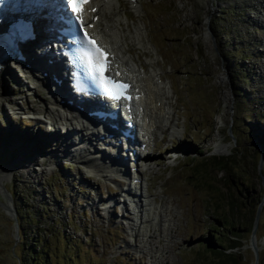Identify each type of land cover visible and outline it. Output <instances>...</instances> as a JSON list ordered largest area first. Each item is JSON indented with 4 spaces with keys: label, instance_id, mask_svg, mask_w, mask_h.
Wrapping results in <instances>:
<instances>
[{
    "label": "rangeland",
    "instance_id": "374dc122",
    "mask_svg": "<svg viewBox=\"0 0 264 264\" xmlns=\"http://www.w3.org/2000/svg\"><path fill=\"white\" fill-rule=\"evenodd\" d=\"M138 2L139 12L128 0L121 3L122 18L128 16L122 22L126 50L174 90L168 105L176 128L160 142L153 129L152 145L157 146L149 165L138 161L143 187L149 188V196L140 199L151 207L146 204L137 213L139 200L121 191L133 175L130 158L123 159L126 174L112 180L90 172L75 151L61 156L55 141L40 140L45 134L40 122L22 116L43 104L16 78L9 80L12 92L1 100L0 169L19 156L43 164L32 171L14 170L5 194L16 216L18 209L37 219L27 232L32 239L39 232L53 264H210L203 244L218 248L217 243L228 245L233 238L220 228L227 206L223 199L228 198L238 208L234 219L241 243L226 251L234 252L239 264H253L249 227L259 202L264 209V0ZM139 27L143 47L128 33ZM218 147L228 150L221 154ZM214 155L224 157L227 168L211 166L210 176L197 178L196 171L205 169L199 163ZM131 186L136 189L134 181ZM0 203L9 208L3 193ZM141 215L145 222L136 233L132 227ZM18 231L0 205V264H20L15 257L22 252Z\"/></svg>",
    "mask_w": 264,
    "mask_h": 264
},
{
    "label": "bare ground",
    "instance_id": "6f19581e",
    "mask_svg": "<svg viewBox=\"0 0 264 264\" xmlns=\"http://www.w3.org/2000/svg\"><path fill=\"white\" fill-rule=\"evenodd\" d=\"M128 1L131 3L130 5L135 12H139V9L142 8V3H139L138 0ZM121 3L122 0H91L88 4L86 15L84 16L85 20L90 23V31L92 32V34L97 37L103 47L109 50L112 60V68H114L115 74L123 79H128V81L133 83L132 88L134 89L135 93H137V98L129 103L130 108L128 111L135 121L136 125H138L139 123L142 131L145 132L147 137L146 140L139 142L136 150L138 154H136V156L139 158L140 163L144 162V165H149L148 160L154 152L152 146L154 135L153 128L162 131L163 129H174V127L176 126L175 122L170 118V116L172 115L170 109H172L173 107L168 105V99L172 96V94H174V90L172 88L173 86L170 85L171 82L168 81L167 83L163 81L161 76L156 73V70L154 69H152L150 73L147 72L145 67L143 66V63L141 61H138L137 63L133 59V55H131L130 52L126 50L129 44L125 36V30L122 27V22L127 20L128 16L125 19L122 18L123 16L121 15ZM47 10L48 9L46 7L40 10L31 11L24 8V11L27 13V15L34 14L38 17V20H40L38 22V28L40 32L43 30V27L46 26V24L49 25V22H47L49 20ZM142 32L143 29L140 27L137 28L134 33L131 32V29L128 31L131 36L132 42H135L140 47H143L145 45ZM47 43L45 44L47 45ZM39 48L40 47H37V49ZM25 51L28 53L27 55L29 57L40 64V69L42 68L41 73L44 69H50L53 72H58L59 68L57 66H49L40 63L39 59L36 58V53L34 52L33 48H29L27 46L25 47ZM14 59L18 60L17 57H15ZM149 59L151 58L147 57V59L145 60L146 62L151 63ZM12 61L15 63L14 65H16V67L20 66L21 64L20 70L23 74L20 72V70L18 71L17 69H15V66L10 64V61H5L7 64L5 63L4 66L0 69L1 107L3 106L1 100L6 99L8 94L12 92L11 88L9 86L7 87V83L9 82L11 76L12 78H16L18 80L19 85L25 86L29 88L30 91H33L34 94H36V97L41 99L40 103L45 106L46 111H51L52 108L59 107L57 102H52V100H50L49 98L42 97L40 91H38V89L36 88V85L46 88L49 95L52 96L54 94L61 93L59 90H57L54 84L51 83L52 80L50 77L47 78V76H39L38 71H35L33 68L31 70L27 69L25 65L21 63V61L20 63H16V61L14 60ZM35 69L37 70L38 68L36 67ZM1 82H3V86H1ZM61 90L66 91L63 84L61 86ZM13 102L16 105L18 104V102L16 101ZM37 109L38 108L36 107H30L32 113H38ZM56 109L58 110V108ZM57 110L55 112L59 114ZM59 112L64 115H70L74 120L78 119L76 115H73L74 112L72 110ZM91 125H88L89 127L85 126L83 129H77L72 125V123H70L69 126H67V134L64 136L60 135L61 132H58L60 130L58 128V131L56 130L54 134L51 135V139L57 141V147L55 149L62 152V155L60 154L61 156L69 155V153L72 151H75L77 154L84 156L81 162L84 164L89 163L87 164V167L90 172L99 171L100 174L104 173V175H107V177L111 179L114 175L120 173L126 174L125 168H122V152L116 158L113 157V155L110 153L113 152L114 149H112L111 152H108L107 150H105L102 143H99L98 141H103L105 144L106 142H108L107 139H99L102 135L101 132L98 131V129L100 128L96 126L95 123H91ZM76 136H80L81 140L78 141L77 138H75ZM97 136H99L98 140H96ZM62 144H64V146ZM95 144H97V146L94 148V152L91 151V149H85L94 147ZM216 150L217 152L223 154L224 151H227L228 149L218 147ZM47 154H51V152H48ZM126 155L128 156L129 154ZM41 163L42 162L39 160V158H33L27 161L24 157L19 156L17 160L12 162V164L0 169V193H3V195H5L6 201L9 202L7 204L9 206V208H6L7 210H11L13 204H11L12 199L8 198L5 194V192H7L5 190L7 189L5 182L8 181L11 176H13L14 170H36V167L42 166L43 163ZM135 171L136 181L134 182V185L136 189L134 190L133 187L128 184L127 190L129 191L128 196L135 197L139 200V203H136V211L137 213H140L143 209H146V204L150 205V202L143 204L140 199L141 197L145 199L147 196H149V188L147 185H145L144 188L143 184H141V182H144L145 180L142 167H139V165L136 164ZM123 189L124 192H126L125 188ZM137 191H140V193H138ZM108 201H112V198H109ZM143 218L144 217H142L141 215L140 221H137V224L135 222L134 226L132 227L136 233L137 230L139 231L138 226L142 225L145 222Z\"/></svg>",
    "mask_w": 264,
    "mask_h": 264
},
{
    "label": "trees",
    "instance_id": "16d2710c",
    "mask_svg": "<svg viewBox=\"0 0 264 264\" xmlns=\"http://www.w3.org/2000/svg\"><path fill=\"white\" fill-rule=\"evenodd\" d=\"M211 161H208L210 160ZM227 160L224 159V157L221 156H211L209 158L205 157L202 159V161L199 163V165L203 166L205 169L202 172L197 173L196 176L201 177V179H204L205 175L210 176L209 170L211 166H220L221 169L227 168ZM198 165V166H199ZM231 176L232 173H230ZM207 177V176H206ZM230 178V177H229ZM224 201H226V208L224 212L222 213V222L223 225L220 226V228H224L225 231L233 237L232 239H229L228 245H222L220 243H217V247H214L212 244H203L204 249L207 251V254L211 255L212 262L210 264H239V258L236 256V254L232 251H226L228 248L233 249L235 247L240 246V239L241 236H239V232L237 231V226L235 225V219H234V213L237 211V205H234L232 201H228V198H224ZM264 209H262L263 211ZM256 211V210H255ZM17 212V220L19 225V238L22 239V252L20 255L16 254L15 257L19 260L20 264H53L52 263V255L51 253L44 247V244L46 241L41 240L39 232L35 236H30V234L27 232L26 226L28 224H34L36 222V218L31 215V213H27L26 215L21 210H16ZM224 214V215H223ZM28 215V216H27ZM253 217L252 221L249 227V232L251 231V227L253 224ZM260 225V224H259ZM220 229V230H221ZM260 233L261 237L264 238V220L261 222L260 225ZM219 234V233H218ZM211 243L214 241L212 239H209ZM43 242V245L40 247L41 243ZM18 255V256H17ZM258 264H264V246L259 250V260Z\"/></svg>",
    "mask_w": 264,
    "mask_h": 264
},
{
    "label": "snow or ice",
    "instance_id": "6c2138e0",
    "mask_svg": "<svg viewBox=\"0 0 264 264\" xmlns=\"http://www.w3.org/2000/svg\"><path fill=\"white\" fill-rule=\"evenodd\" d=\"M47 0H23V5L26 10H40L46 7ZM88 3V0H67L70 10L76 15L77 20L80 22L81 31L84 36H88L87 27L85 21L82 18V12L84 11V4ZM30 39H34L33 25L30 20H19L7 35H0V47L10 46L16 47L18 43L26 42ZM90 43L95 44L94 40H89ZM104 60V70H106L108 55L102 49H98ZM113 87L116 89L114 95L117 99L121 98L122 92L120 89L121 85L114 84Z\"/></svg>",
    "mask_w": 264,
    "mask_h": 264
},
{
    "label": "water",
    "instance_id": "95a60500",
    "mask_svg": "<svg viewBox=\"0 0 264 264\" xmlns=\"http://www.w3.org/2000/svg\"><path fill=\"white\" fill-rule=\"evenodd\" d=\"M6 196L8 198H11L9 194H6ZM0 205L6 210V212L8 214H10L16 224V226H18L17 223V219H16V214L15 211L13 209V207H11V210H7L3 204L0 203ZM261 209H262V202H259L253 217V224L251 227V231H250V241H249V247L252 249L253 253H254V261L253 264H258V260H259V250H260V246H258L257 243V236H256V230L257 227H259V219H260V214H261Z\"/></svg>",
    "mask_w": 264,
    "mask_h": 264
}]
</instances>
